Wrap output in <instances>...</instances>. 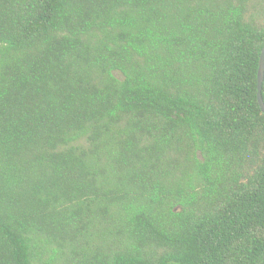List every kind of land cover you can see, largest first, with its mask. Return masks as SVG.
Masks as SVG:
<instances>
[{
  "label": "trees",
  "instance_id": "obj_1",
  "mask_svg": "<svg viewBox=\"0 0 264 264\" xmlns=\"http://www.w3.org/2000/svg\"><path fill=\"white\" fill-rule=\"evenodd\" d=\"M263 47L264 0H0V264H264Z\"/></svg>",
  "mask_w": 264,
  "mask_h": 264
},
{
  "label": "water",
  "instance_id": "obj_2",
  "mask_svg": "<svg viewBox=\"0 0 264 264\" xmlns=\"http://www.w3.org/2000/svg\"><path fill=\"white\" fill-rule=\"evenodd\" d=\"M263 84H264V47L261 51L260 64L258 70V102L264 113V97H263Z\"/></svg>",
  "mask_w": 264,
  "mask_h": 264
}]
</instances>
